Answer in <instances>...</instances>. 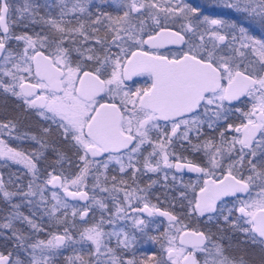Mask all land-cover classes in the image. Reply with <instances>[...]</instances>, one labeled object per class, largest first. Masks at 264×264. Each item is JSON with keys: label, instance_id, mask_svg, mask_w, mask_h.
<instances>
[{"label": "snow or ice", "instance_id": "6c2138e0", "mask_svg": "<svg viewBox=\"0 0 264 264\" xmlns=\"http://www.w3.org/2000/svg\"><path fill=\"white\" fill-rule=\"evenodd\" d=\"M0 97V264H264V0H0Z\"/></svg>", "mask_w": 264, "mask_h": 264}, {"label": "flooded vegetation", "instance_id": "af4514ba", "mask_svg": "<svg viewBox=\"0 0 264 264\" xmlns=\"http://www.w3.org/2000/svg\"><path fill=\"white\" fill-rule=\"evenodd\" d=\"M14 146H16V145L14 144ZM194 175H195V174H191V173L186 174L185 179L187 180V179H189V178H194ZM154 202H155V201H154ZM160 219L163 220V222L166 223V226H167V221L164 220L163 218H160ZM141 247H142V249H144L145 252H146L147 249H149V248H151V249H153V250H156V249L158 248V246H154V245H150V244H149V245H142Z\"/></svg>", "mask_w": 264, "mask_h": 264}, {"label": "trees", "instance_id": "16d2710c", "mask_svg": "<svg viewBox=\"0 0 264 264\" xmlns=\"http://www.w3.org/2000/svg\"><path fill=\"white\" fill-rule=\"evenodd\" d=\"M0 99H3V98L0 97ZM11 104H12V101L10 100V101H9V105H11ZM12 171H15V169H12ZM5 175H7V172L5 173ZM164 206L167 207V205H164ZM162 227H166V223L163 222Z\"/></svg>", "mask_w": 264, "mask_h": 264}, {"label": "rangeland", "instance_id": "374dc122", "mask_svg": "<svg viewBox=\"0 0 264 264\" xmlns=\"http://www.w3.org/2000/svg\"><path fill=\"white\" fill-rule=\"evenodd\" d=\"M14 146V145H13Z\"/></svg>", "mask_w": 264, "mask_h": 264}]
</instances>
